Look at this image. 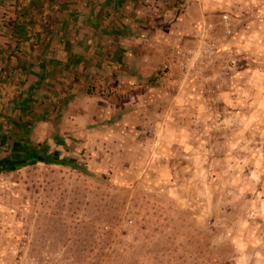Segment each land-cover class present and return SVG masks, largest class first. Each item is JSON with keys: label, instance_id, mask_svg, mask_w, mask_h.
Segmentation results:
<instances>
[{"label": "crops", "instance_id": "0c3cea01", "mask_svg": "<svg viewBox=\"0 0 264 264\" xmlns=\"http://www.w3.org/2000/svg\"><path fill=\"white\" fill-rule=\"evenodd\" d=\"M212 44L214 64L170 88L154 83L169 50L204 57ZM257 52L264 0H0V173L122 162L126 178L175 179L180 197L202 190L237 229L258 222L261 239L264 75L247 65L219 74L232 55L257 66ZM18 244L0 228V264L23 263Z\"/></svg>", "mask_w": 264, "mask_h": 264}, {"label": "rangeland", "instance_id": "374dc122", "mask_svg": "<svg viewBox=\"0 0 264 264\" xmlns=\"http://www.w3.org/2000/svg\"><path fill=\"white\" fill-rule=\"evenodd\" d=\"M239 57L221 77L246 65L264 75V52L257 66ZM106 166L34 162L0 173V228L17 238L22 264H264L258 222L237 229L230 210L206 207L202 190L180 197L175 179L140 182L122 176V162Z\"/></svg>", "mask_w": 264, "mask_h": 264}, {"label": "built area", "instance_id": "2783aa9c", "mask_svg": "<svg viewBox=\"0 0 264 264\" xmlns=\"http://www.w3.org/2000/svg\"><path fill=\"white\" fill-rule=\"evenodd\" d=\"M221 31L226 37L232 33V22L227 13L221 14ZM209 46L210 50L204 57H197L194 55L195 53L181 47L169 50L154 76V83L162 85L164 88H170V86H173L174 83H176H173V81L178 77V81H182L196 75L200 61L211 59L213 53L217 50V46L213 44Z\"/></svg>", "mask_w": 264, "mask_h": 264}]
</instances>
